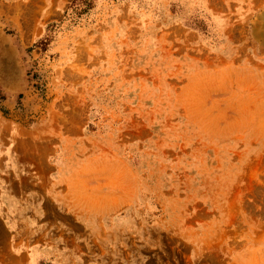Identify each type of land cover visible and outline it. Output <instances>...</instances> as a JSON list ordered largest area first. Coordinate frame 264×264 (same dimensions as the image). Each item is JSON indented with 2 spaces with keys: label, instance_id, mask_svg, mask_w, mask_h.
Wrapping results in <instances>:
<instances>
[{
  "label": "rangeland",
  "instance_id": "rangeland-1",
  "mask_svg": "<svg viewBox=\"0 0 264 264\" xmlns=\"http://www.w3.org/2000/svg\"><path fill=\"white\" fill-rule=\"evenodd\" d=\"M0 264H264V0H0Z\"/></svg>",
  "mask_w": 264,
  "mask_h": 264
}]
</instances>
